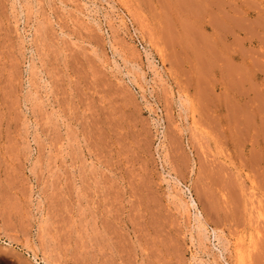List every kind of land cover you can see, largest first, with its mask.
<instances>
[{
	"label": "rangeland",
	"instance_id": "obj_1",
	"mask_svg": "<svg viewBox=\"0 0 264 264\" xmlns=\"http://www.w3.org/2000/svg\"><path fill=\"white\" fill-rule=\"evenodd\" d=\"M263 150L264 0H0V264H264Z\"/></svg>",
	"mask_w": 264,
	"mask_h": 264
},
{
	"label": "bare ground",
	"instance_id": "obj_2",
	"mask_svg": "<svg viewBox=\"0 0 264 264\" xmlns=\"http://www.w3.org/2000/svg\"><path fill=\"white\" fill-rule=\"evenodd\" d=\"M185 3V2H184ZM163 4V3H162ZM164 5V4H163ZM227 6V5H226ZM195 9H196V7H194ZM220 9V8H219ZM171 11V10H170ZM196 11V10H195ZM233 11V10H232ZM185 12V11H184ZM235 12V11H234ZM233 12V13H234ZM199 13V12H198ZM197 14V13H196ZM202 14V13H201ZM200 15V14H199ZM195 16V15H194ZM208 16V15H207ZM231 17V16H230ZM224 18V17H223ZM187 20V19H186ZM234 20V19H233ZM237 21V20H236ZM171 22V21H170ZM231 22H232V20H231ZM167 23V22H166ZM182 23V22H181ZM209 23V22H208ZM179 26H181V25H179ZM213 26V25H212ZM226 27V26H225ZM187 28V27H186ZM222 28V27H221ZM234 28V27H233ZM236 28V27H235ZM183 29V28H182ZM237 29V28H236ZM183 32V31H182ZM185 35V34H184ZM189 35V34H188ZM221 35V34H220ZM219 35V36H220ZM197 37V36H196ZM177 41V40H176ZM174 43V42H173ZM178 44V43H177ZM188 44V43H187ZM189 45V44H188ZM169 46V45H168ZM199 46V45H198ZM188 47V46H187ZM168 48V47H167ZM172 50V49H171ZM188 50V49H187ZM195 52V51H194ZM184 54V53H183ZM176 55V54H175ZM181 56V55H180ZM188 58V57H187ZM176 59V58H175ZM178 63V62H177ZM195 63V62H194ZM179 64V63H178ZM197 64V63H196ZM189 66V65H188ZM190 67V66H189ZM197 67V66H196ZM199 68V67H198ZM207 69V68H206ZM218 69V68H217ZM198 70V69H197ZM220 70V69H219ZM202 71V70H201ZM211 71V70H210ZM228 74V73H227ZM206 76V75H205ZM221 81V80H220ZM197 82V81H196ZM197 85V84H196ZM235 87V86H234ZM225 104V103H224ZM229 112V111H228ZM203 115V114H202ZM252 116V115H251ZM229 119V118H228ZM233 121V120H232ZM229 123V122H228ZM215 124H217V123H215ZM242 124V123H241ZM246 124V123H245ZM240 126V125H239ZM241 128V127H240ZM230 129V128H229ZM251 130H252V128H251ZM263 130V129H262ZM227 131H229V130H227ZM238 135V134H237ZM222 137V136H221ZM239 138V137H238ZM219 139V138H218ZM223 139V138H222ZM240 139V138H239ZM237 140V139H236ZM220 141V140H219ZM220 143V142H219ZM238 143V142H237ZM225 144V143H224ZM258 148V147H257ZM258 150V149H257ZM264 151V150H263ZM256 154V153H255ZM264 155V154H263ZM264 157V156H263ZM249 160V159H248ZM244 190V189H243ZM262 197H264V196H262ZM189 201V200H188ZM192 201V200H191ZM223 201V200H222ZM193 204V203H192ZM226 204V203H225ZM251 204V203H250ZM189 205V204H188ZM190 206V205H189ZM256 206V205H255ZM200 216V215H199ZM252 219V218H251ZM243 221V220H242ZM252 223V222H251ZM243 225V224H242ZM241 225V226H242ZM199 229H201V228H199ZM261 230H259V232H260ZM263 232H264V230H262ZM199 234V233H198ZM264 233H262V235H263ZM217 236V235H216ZM220 236V235H219ZM200 237V236H199ZM262 237V236H261ZM264 237V236H263ZM220 239V238H219ZM259 242H262V241H260L259 240ZM258 244V243H257ZM261 247H263V246H261ZM260 248V247H259ZM257 249V248H256ZM261 250V249H260ZM252 253V252H251ZM253 256V255H252ZM263 257V256H262ZM262 260V259H261ZM251 262H252V260H251Z\"/></svg>",
	"mask_w": 264,
	"mask_h": 264
}]
</instances>
